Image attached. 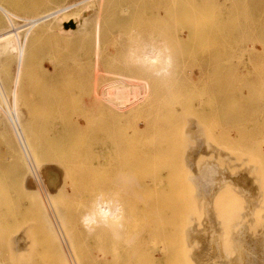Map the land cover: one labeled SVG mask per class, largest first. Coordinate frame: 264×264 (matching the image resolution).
<instances>
[{
  "label": "rangeland",
  "instance_id": "rangeland-1",
  "mask_svg": "<svg viewBox=\"0 0 264 264\" xmlns=\"http://www.w3.org/2000/svg\"><path fill=\"white\" fill-rule=\"evenodd\" d=\"M88 2L0 0L22 19L75 5L61 15L72 23L51 17L25 43L32 170L0 113V264H264V0ZM148 38L174 56L167 80L136 64ZM0 55L2 104L17 55ZM74 155L87 160L68 177ZM96 193L121 219L89 231Z\"/></svg>",
  "mask_w": 264,
  "mask_h": 264
},
{
  "label": "bare ground",
  "instance_id": "bare-ground-1",
  "mask_svg": "<svg viewBox=\"0 0 264 264\" xmlns=\"http://www.w3.org/2000/svg\"><path fill=\"white\" fill-rule=\"evenodd\" d=\"M85 4L87 1H92V0H83ZM86 1V2H85ZM205 1V0H204ZM88 2V3H89ZM202 2V0H201ZM87 4V3H86ZM65 5V4H64ZM75 5H65V7H62V8H59V9H56V11L54 12H51V13H46L47 15L45 16H42V17H36V18H26V19H22V18H19L17 17L15 14H13L12 12L6 10L5 8H2L1 5H0V12L6 16L7 20H8V27L0 32V54H16L17 55V65H16V70L17 71V74H16V78H15V84H14V92L12 94V97L9 101H5V99L7 98H3L1 97V103L0 104V113H4V116L7 117L5 118V120L7 119L9 121V125L11 127H13L12 129L13 132L15 133V142L17 140L18 144H19V147H20V150H21V153L23 154V156L26 158L27 162L29 161V158L31 156V152H30V148L27 144V141L25 140V136H24V132H23V129L25 128L24 126H22V123L20 121V114H19V110L18 109V104H17V100L18 98L16 99V89H17V85H18V81H19V77H21L20 75V71H21V68H22V61H23V56H24V53L25 52V43L27 41V37H28V34L31 33V30L36 28L38 25H41L44 23L45 20H49L51 17H61V15L65 14V12L68 10V9H71L72 7H74ZM78 7V6H77ZM71 16V15H70ZM12 18H17V19H22L25 24H26V27H27V31L24 35V38L23 40L20 39V35L18 33V28H15V24L13 22V19ZM59 19V18H58ZM61 19L63 21L64 24H68L69 22L72 23L70 20V17H61ZM80 20V22L82 23L83 22V17L78 19ZM67 22V23H65ZM175 22V21H174ZM196 22V20H195ZM75 26H79L78 22L76 21L75 22ZM176 23V22H175ZM197 23H195V26H196ZM70 25V24H69ZM71 26V25H70ZM25 27V28H26ZM72 27V26H71ZM69 28L70 30V34H73L76 30H74L73 28ZM20 28V27H19ZM68 28V27H67ZM73 29V30H72ZM175 29H177L175 27ZM196 30V29H195ZM182 31V30H180ZM175 32H177L175 30ZM171 35V34H170ZM174 35V36H173ZM172 36L175 37V34H173ZM68 36V35H66ZM177 36V35H176ZM189 36V35H188ZM149 37H151V35H149ZM157 37V36H156ZM159 38V37H158ZM169 38V37H168ZM171 38V39H170ZM169 38V41H173L172 44H174L176 41L179 42L178 40L175 41L174 38H172L170 36ZM142 43L140 44V54L137 56V58H134L135 61H136V64L140 67V68H143V70L146 72V76L148 78H151V79H156V78H159L161 80V77H169L172 73V64H173V57L171 58L170 55L167 54L168 50L169 49V46H160V43L158 42L159 40L156 41L155 38H148L146 40H141ZM162 41V39L160 40ZM170 44V43H169ZM178 44V43H176ZM98 45V44H97ZM178 46H180V43L178 44ZM177 46V47H178ZM97 46H95L96 48ZM176 47V48H177ZM98 48V47H97ZM180 48V47H179ZM99 50V49H98ZM132 50V48H131ZM137 51V50H135ZM134 51V53H135ZM167 51V52H165ZM132 52V51H131ZM170 52V51H169ZM95 53V52H94ZM130 53V52H129ZM133 53V54H134ZM97 55V53H96ZM100 56V54H98ZM172 55V54H171ZM1 56V55H0ZM15 56V55H14ZM129 59L130 58V55H128ZM132 57V56H131ZM1 58V57H0ZM16 58V57H15ZM100 59V58H99ZM97 61V60H96ZM100 62V61H99ZM131 62V61H130ZM134 62V60L132 61ZM127 63V61H126ZM133 64V63H132ZM125 65V64H124ZM127 65V64H126ZM171 69V70H170ZM131 82L132 83H137L139 82L138 79H136L135 77H131ZM158 79V80H159ZM168 78H166L167 80ZM162 81V80H161ZM163 81H164V78H163ZM144 82V81H142ZM168 82V81H166ZM146 83V82H144ZM164 83V82H163ZM105 86V85H104ZM168 87V86H167ZM19 89V87H18ZM0 91H1V87H0ZM2 92V91H1ZM0 92V93H1ZM3 93V92H2ZM143 93V92H142ZM141 92H139L138 94L139 95H142ZM100 99V98H99ZM7 100V99H6ZM98 101V100H97ZM89 105V104H88ZM98 105V103H97ZM97 109V108H96ZM95 111V110H94ZM124 112V111H123ZM124 114V113H123ZM126 114V113H125ZM121 116V115H120ZM5 120L3 123H5ZM32 122V121H31ZM1 123V122H0ZM24 123V122H23ZM32 124V123H31ZM4 127V124H2ZM9 125H5L6 127H8ZM24 127V128H23ZM5 128V127H4ZM9 128V127H8ZM3 129V128H2ZM26 129V128H25ZM7 130V129H6ZM11 131V130H10ZM4 133V131H3ZM8 134V133H7ZM13 136V135H12ZM10 137V135H9ZM13 138V137H12ZM13 138V139H14ZM3 139V138H2ZM6 139V137H5ZM8 139V138H7ZM6 139V140H7ZM10 139V138H9ZM12 140V139H11ZM13 142V140H12ZM14 142V143H15ZM9 143V142H8ZM16 152V151H15ZM30 155V156H29ZM90 155V154H88ZM82 155H79V157H76V155H74V157H70L71 160L69 161L68 158L65 159V161L63 162L64 163V166H65V169H66V175L68 177H70L72 175V173H75L74 172V169H75V166H76V163H81V165L84 166V160L86 159H82L81 158ZM84 157V156H83ZM81 159V161L79 162L78 160ZM89 158V157H88ZM87 160V159H86ZM30 161H31V158H30ZM78 161V162H76ZM82 161H83V164H82ZM88 161L85 163L87 165ZM29 165V167L31 168V165L30 163L28 162L27 163ZM75 165V166H74ZM36 167V165H35ZM82 167V166H81ZM87 167V166H86ZM29 168V169H30ZM79 168V167H78ZM32 170V168H31ZM34 170V168H33ZM78 170V169H77ZM35 172V171H34ZM32 173V172H31ZM30 173V174H31ZM33 176V175H32ZM34 176L36 177V175L34 174ZM33 176V179L36 180V178ZM29 181V180H28ZM26 181V182H28ZM104 196V195H103ZM101 194L99 193H96L94 194L91 198H90V202H89V205H88V209L86 210L85 213H83L79 219V222L83 225V227H85V229L91 231L94 229V226L95 225H105V227L107 226L106 224H108L109 222H119L121 217H120V214L118 213L119 209L114 207V208H111L109 205H110V201L103 197ZM48 198V197H47ZM49 201H50V206H52V208H57L58 211H59V207L57 206V204L54 203L53 199L49 197ZM48 201V202H49ZM47 202V201H46ZM47 202V203H48ZM46 203V204H47ZM42 208H44V205H41ZM50 208V207H49ZM57 209H55V211H57ZM52 210V209H51ZM57 211V213H58ZM78 212V211H77ZM45 216V215H44ZM58 216V215H57ZM73 218V217H72ZM76 221V220H75ZM74 222V221H73ZM71 223V220L68 218L66 220H63V224H61V229L64 233H67L68 231V227H67V224ZM77 223V222H76ZM48 224V222H47ZM110 224V223H109ZM104 227V226H103ZM59 227L57 226V229ZM58 232V231H57ZM60 233V232H59ZM63 235V234H61ZM60 235V236H61ZM65 237V236H64ZM63 238V237H62ZM62 240V239H61ZM84 241V240H83ZM258 243V242H257ZM63 244V243H62ZM65 244V242H64ZM60 246L61 244L59 243V249H60ZM256 247V246H255ZM258 247V245H257ZM260 247V245H259ZM262 248V247H260ZM260 248H256L255 251L257 252H261L262 249ZM264 248V246H263ZM61 250H62V247H61ZM64 250V249H63ZM65 251V250H64ZM262 253V252H261ZM260 253V254H261ZM264 254V252H263ZM262 254V255H263ZM71 256V255H69ZM256 256V255H254ZM252 258V256H251ZM254 258V257H253ZM264 258V256H263ZM250 259V258H249ZM68 260V259H67ZM64 263V262H63ZM67 264V263H65ZM70 264V263H69Z\"/></svg>",
  "mask_w": 264,
  "mask_h": 264
}]
</instances>
